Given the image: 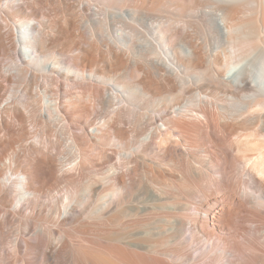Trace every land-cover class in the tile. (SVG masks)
I'll list each match as a JSON object with an SVG mask.
<instances>
[{
    "label": "bare ground",
    "instance_id": "obj_1",
    "mask_svg": "<svg viewBox=\"0 0 264 264\" xmlns=\"http://www.w3.org/2000/svg\"><path fill=\"white\" fill-rule=\"evenodd\" d=\"M263 70L264 0H0V264H264Z\"/></svg>",
    "mask_w": 264,
    "mask_h": 264
},
{
    "label": "rangeland",
    "instance_id": "obj_2",
    "mask_svg": "<svg viewBox=\"0 0 264 264\" xmlns=\"http://www.w3.org/2000/svg\"><path fill=\"white\" fill-rule=\"evenodd\" d=\"M7 63H8V62H7ZM7 63H6V64H7Z\"/></svg>",
    "mask_w": 264,
    "mask_h": 264
}]
</instances>
